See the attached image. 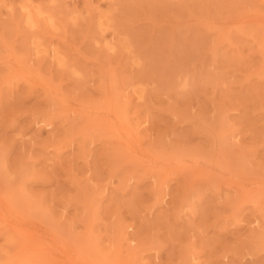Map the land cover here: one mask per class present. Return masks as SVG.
Here are the masks:
<instances>
[{
    "label": "rangeland",
    "instance_id": "1",
    "mask_svg": "<svg viewBox=\"0 0 264 264\" xmlns=\"http://www.w3.org/2000/svg\"><path fill=\"white\" fill-rule=\"evenodd\" d=\"M60 261L264 264V0H0V264Z\"/></svg>",
    "mask_w": 264,
    "mask_h": 264
},
{
    "label": "bare ground",
    "instance_id": "2",
    "mask_svg": "<svg viewBox=\"0 0 264 264\" xmlns=\"http://www.w3.org/2000/svg\"><path fill=\"white\" fill-rule=\"evenodd\" d=\"M130 140V139H129ZM212 165V164H211ZM207 166V165H206ZM241 189H242V186L240 187ZM238 191V190H237ZM9 217V216H8ZM13 228H15V226L13 227ZM6 231V230H5ZM34 234V233H33ZM34 236H36V234H34ZM36 238L39 240V238H40V236L38 235V236H36ZM35 238V239H36ZM42 238V237H41ZM44 239V238H43ZM42 240V239H41ZM45 240V239H44ZM39 244V243H38ZM39 247H40V249L42 250V251H40L42 254H43V252H45V255H44V257L47 255V257L49 256L50 258H58L57 257V255L61 252L62 253V251L64 250V251H67V255L70 253L69 252V250H68V248L66 247L65 248V246H62V247H60V245H57V244H55L54 242H53V240H52V242H43V240H42V242H40V244L38 245ZM64 248V249H63ZM63 249V250H62ZM63 251V252H64ZM65 253V252H64ZM66 255V256H67ZM68 257V256H67ZM58 260H60V259H58ZM76 261V260H75ZM60 262H62V263H64L63 261H60ZM55 263V262H54ZM64 264H66V262L64 263ZM74 264V263H73Z\"/></svg>",
    "mask_w": 264,
    "mask_h": 264
}]
</instances>
